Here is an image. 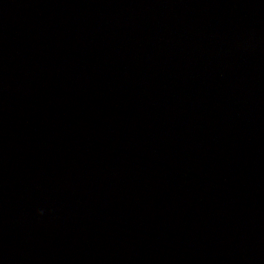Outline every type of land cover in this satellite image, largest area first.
I'll return each mask as SVG.
<instances>
[{
	"label": "water",
	"instance_id": "95a60500",
	"mask_svg": "<svg viewBox=\"0 0 264 264\" xmlns=\"http://www.w3.org/2000/svg\"><path fill=\"white\" fill-rule=\"evenodd\" d=\"M0 264H264V0H0Z\"/></svg>",
	"mask_w": 264,
	"mask_h": 264
}]
</instances>
